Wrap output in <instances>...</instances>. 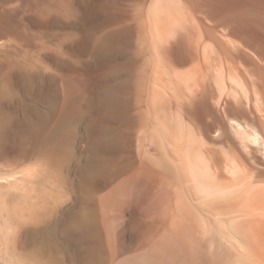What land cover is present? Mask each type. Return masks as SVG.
I'll use <instances>...</instances> for the list:
<instances>
[{
  "label": "bare ground",
  "instance_id": "bare-ground-1",
  "mask_svg": "<svg viewBox=\"0 0 264 264\" xmlns=\"http://www.w3.org/2000/svg\"><path fill=\"white\" fill-rule=\"evenodd\" d=\"M53 10L54 151L0 156V264L55 263L21 249L62 201L88 264H264V0Z\"/></svg>",
  "mask_w": 264,
  "mask_h": 264
},
{
  "label": "rangeland",
  "instance_id": "rangeland-1",
  "mask_svg": "<svg viewBox=\"0 0 264 264\" xmlns=\"http://www.w3.org/2000/svg\"><path fill=\"white\" fill-rule=\"evenodd\" d=\"M13 3L17 8L12 7ZM11 5L7 8L6 1L0 0V156L8 154V159L30 165L54 151L53 0H15ZM63 204L58 209L61 222L57 239L51 241L44 236L39 245L36 238H25L22 253L42 255L44 262L55 258L54 264H88L85 242L78 241L76 233L65 241L67 216Z\"/></svg>",
  "mask_w": 264,
  "mask_h": 264
}]
</instances>
